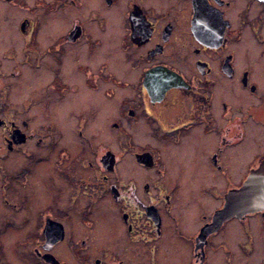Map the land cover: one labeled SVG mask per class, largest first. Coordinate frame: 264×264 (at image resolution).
<instances>
[{
  "label": "flooded vegetation",
  "instance_id": "flooded-vegetation-1",
  "mask_svg": "<svg viewBox=\"0 0 264 264\" xmlns=\"http://www.w3.org/2000/svg\"><path fill=\"white\" fill-rule=\"evenodd\" d=\"M4 60L0 264H264L261 212L213 219L264 162V3L0 0Z\"/></svg>",
  "mask_w": 264,
  "mask_h": 264
},
{
  "label": "water",
  "instance_id": "water-1",
  "mask_svg": "<svg viewBox=\"0 0 264 264\" xmlns=\"http://www.w3.org/2000/svg\"><path fill=\"white\" fill-rule=\"evenodd\" d=\"M264 3V0H259ZM261 212L264 215V162L252 170L240 187L227 192L213 219L222 223L232 217Z\"/></svg>",
  "mask_w": 264,
  "mask_h": 264
},
{
  "label": "rangeland",
  "instance_id": "rangeland-1",
  "mask_svg": "<svg viewBox=\"0 0 264 264\" xmlns=\"http://www.w3.org/2000/svg\"><path fill=\"white\" fill-rule=\"evenodd\" d=\"M6 46H7V43L1 40V51H3L6 48ZM10 70H11V62H9L8 60H4L2 64V68L0 70V76L2 77L0 79V90L1 91L2 89L8 90L10 94V100H11V79L8 77V73L10 72ZM126 164H127V161H126ZM128 168H131V167L128 165Z\"/></svg>",
  "mask_w": 264,
  "mask_h": 264
}]
</instances>
